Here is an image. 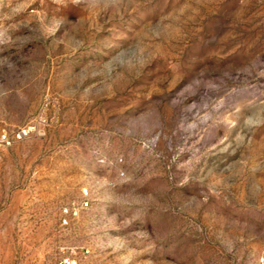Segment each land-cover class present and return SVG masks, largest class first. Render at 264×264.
I'll return each mask as SVG.
<instances>
[{
    "label": "rangeland",
    "instance_id": "rangeland-1",
    "mask_svg": "<svg viewBox=\"0 0 264 264\" xmlns=\"http://www.w3.org/2000/svg\"><path fill=\"white\" fill-rule=\"evenodd\" d=\"M84 248L263 264L264 0H0V264Z\"/></svg>",
    "mask_w": 264,
    "mask_h": 264
},
{
    "label": "built area",
    "instance_id": "built-area-1",
    "mask_svg": "<svg viewBox=\"0 0 264 264\" xmlns=\"http://www.w3.org/2000/svg\"><path fill=\"white\" fill-rule=\"evenodd\" d=\"M84 205L88 206L89 205L88 201H84L83 206ZM89 254H90V250L88 248H84L82 250L81 255H78L77 253L74 252L71 254L64 255L57 261L48 264H87L86 259L89 256ZM262 263L264 264V259Z\"/></svg>",
    "mask_w": 264,
    "mask_h": 264
}]
</instances>
